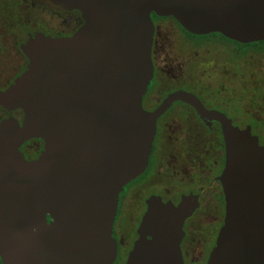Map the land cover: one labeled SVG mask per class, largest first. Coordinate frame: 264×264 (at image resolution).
Returning <instances> with one entry per match:
<instances>
[{
  "label": "water",
  "instance_id": "obj_1",
  "mask_svg": "<svg viewBox=\"0 0 264 264\" xmlns=\"http://www.w3.org/2000/svg\"><path fill=\"white\" fill-rule=\"evenodd\" d=\"M82 13L69 37L43 33L22 46L29 62L0 106L2 264H114L120 193L150 160L158 113L143 108L153 77L151 15L194 34L264 40V0H56ZM180 98L197 106L195 98ZM222 125L226 216L208 264H264V147L250 128ZM44 141L34 160L21 152ZM197 203L153 196L126 264H185L184 221Z\"/></svg>",
  "mask_w": 264,
  "mask_h": 264
},
{
  "label": "flooded vegetation",
  "instance_id": "obj_2",
  "mask_svg": "<svg viewBox=\"0 0 264 264\" xmlns=\"http://www.w3.org/2000/svg\"><path fill=\"white\" fill-rule=\"evenodd\" d=\"M28 1L25 3L31 9L30 17L23 16L24 13L19 11L20 5L6 9L7 16H16L24 26L25 39L19 42L18 46L25 62L10 83L0 87V90L7 89L26 70L29 60L22 46L31 36L43 33L52 37H69L84 23L79 10L66 8L56 0ZM44 15L46 17L43 18ZM49 15L58 17L60 21L49 23L47 20ZM166 18L175 20L183 34L191 41L194 40L191 46H196V41L204 42L209 36H217L228 43L230 52L228 61H224L230 65L225 69L230 75L227 79L228 84L233 85L235 77L239 76L244 81L245 88L251 87V79L255 78L253 62H248L249 68H245L244 73H239L235 66L231 67V61L235 59L234 54L247 53L250 47H256L258 51L264 50V40L243 43L218 32L194 34L171 16H158L154 13L151 15L154 24L152 43L154 73L142 104L146 111L158 113L156 135L145 172L127 184L131 185L130 189L124 187L119 196L113 226L118 249L114 264H126L129 253L139 237L138 228L147 210V202L153 196L175 205L186 199L197 203L184 221L182 257L185 264H208L209 255L216 244L226 216V198L221 176L226 166L227 151L222 125L214 113L224 114L234 126L241 129L250 128L252 134L258 138L259 144L264 147V77H260L257 86L262 100L256 103L251 100L242 105L243 102L238 95L232 93L230 85L229 92H222L224 88L222 79H214L216 85L215 82L205 81L207 73L202 50L186 48L180 52L184 51V56L170 52L168 49L169 45H172L170 38L165 39L160 35L157 24L158 20ZM167 33L169 35L168 31ZM258 71L262 74L260 68ZM255 72L259 75L257 71ZM182 92L192 95L197 106L180 98L178 94ZM0 111V121L10 116L18 119L20 123L23 121L22 110L9 111L0 106ZM238 113L245 117L238 119L234 116ZM43 149L44 141L39 138H32L20 147L27 160L38 158ZM131 196L135 198L137 196L138 199H131ZM130 202H133V205L127 212L126 207ZM123 211L130 216V230H126L120 224Z\"/></svg>",
  "mask_w": 264,
  "mask_h": 264
},
{
  "label": "rangeland",
  "instance_id": "obj_3",
  "mask_svg": "<svg viewBox=\"0 0 264 264\" xmlns=\"http://www.w3.org/2000/svg\"><path fill=\"white\" fill-rule=\"evenodd\" d=\"M20 1L0 0V87L10 83L14 76L17 75V73L19 72L18 70L21 68L22 63L25 62V58L20 53L18 46V43L25 39L24 26L23 24H21L22 21H19L16 16H7L6 13L7 7H12L13 9L15 5H20L21 7L19 8V11L21 13H24L23 16L30 17L31 9L28 8V5L25 3L29 1ZM49 16L50 17L47 18L49 23L53 21H60L58 17H52L51 15ZM44 17L46 16L44 15L43 18ZM158 22L159 23L157 24L159 26L158 30L160 31V35H163L165 39L170 38L169 41L172 45H169L168 49L172 54H175L177 52L184 56V51L182 53L180 52L181 50H184L186 48H192L194 51H196L197 49L203 51L204 67L206 73H210V75L206 74L205 76V81H207V83L215 82L214 79H222L221 81H223L224 85L222 92H229L230 85L232 93L235 96L238 95V97H240V101L243 102L241 103L242 105L247 104L246 102H250L251 100H253L254 103L259 100H262V95L258 92L257 86H259V81L261 80L260 77H264V50L258 51L256 47H250L247 53L237 52V54H234L235 59L233 60V62L231 61V67L235 66V70H238L239 73H244L245 68H249L250 64L248 62H253L254 67L252 69L254 70L255 78L251 79V87L247 86V88H245L244 81L241 80L239 76L238 78L237 76L235 77L233 85L231 83L228 84L227 81L229 80L227 79L230 75L225 69L228 68V66L230 65L225 64L224 61H228V53L230 52V46L226 41L218 38L217 36H209L205 38L204 42L199 43L198 41H196V46H191L194 40L191 41V39L187 38L183 34V32L179 28L178 23L175 20L171 18H166L158 20ZM167 31L169 32V35ZM198 44L200 45V47H198ZM185 57L187 58V56ZM259 68L262 70V74L258 71ZM255 71H257L259 75H256L257 73ZM214 84L216 85V82ZM234 116H236L238 119H241L242 116L245 117V115L240 113L234 114ZM130 186L131 185H126L125 188L130 189ZM131 199L137 200L138 198L137 196L136 198L131 196ZM131 205H133V202H130V204L127 205V212H129V210L131 209ZM127 212L123 211V213L121 214L120 224L126 230H130V216Z\"/></svg>",
  "mask_w": 264,
  "mask_h": 264
}]
</instances>
